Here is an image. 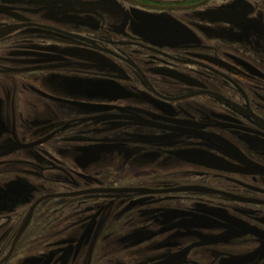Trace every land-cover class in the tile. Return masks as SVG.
<instances>
[{"label": "flooded vegetation", "instance_id": "obj_1", "mask_svg": "<svg viewBox=\"0 0 264 264\" xmlns=\"http://www.w3.org/2000/svg\"><path fill=\"white\" fill-rule=\"evenodd\" d=\"M0 264H264V0H0Z\"/></svg>", "mask_w": 264, "mask_h": 264}]
</instances>
